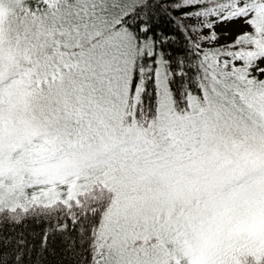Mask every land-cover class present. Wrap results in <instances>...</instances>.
I'll use <instances>...</instances> for the list:
<instances>
[{
    "label": "snow or ice",
    "instance_id": "obj_1",
    "mask_svg": "<svg viewBox=\"0 0 264 264\" xmlns=\"http://www.w3.org/2000/svg\"><path fill=\"white\" fill-rule=\"evenodd\" d=\"M0 264H264V0H0Z\"/></svg>",
    "mask_w": 264,
    "mask_h": 264
},
{
    "label": "trees",
    "instance_id": "obj_2",
    "mask_svg": "<svg viewBox=\"0 0 264 264\" xmlns=\"http://www.w3.org/2000/svg\"><path fill=\"white\" fill-rule=\"evenodd\" d=\"M33 225H31V224H29V226H28V231H31L32 229H33ZM37 231H39V229H36ZM49 261H52V260H54V259H56L55 257H52V256H49Z\"/></svg>",
    "mask_w": 264,
    "mask_h": 264
}]
</instances>
